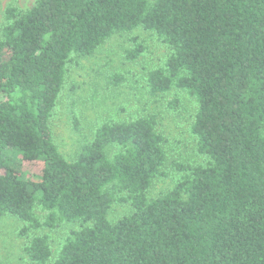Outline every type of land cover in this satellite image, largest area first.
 <instances>
[{
	"label": "trees",
	"instance_id": "trees-1",
	"mask_svg": "<svg viewBox=\"0 0 264 264\" xmlns=\"http://www.w3.org/2000/svg\"><path fill=\"white\" fill-rule=\"evenodd\" d=\"M137 28L170 53L149 90L196 100L191 131L207 159L176 163L183 175L154 198L167 158L155 114L102 123L73 161L51 125L71 68ZM132 45L130 61L146 51L138 36ZM122 202L133 212L111 222ZM7 214L31 234L29 264H264V0L9 6L0 38V219ZM71 223L57 256L50 236L34 233Z\"/></svg>",
	"mask_w": 264,
	"mask_h": 264
},
{
	"label": "rangeland",
	"instance_id": "rangeland-1",
	"mask_svg": "<svg viewBox=\"0 0 264 264\" xmlns=\"http://www.w3.org/2000/svg\"><path fill=\"white\" fill-rule=\"evenodd\" d=\"M37 0H0V38L6 23V11L11 5L27 10ZM138 36L146 51L137 60L126 58L132 38ZM165 44L142 28L116 34L95 55L81 60L71 68L58 106L51 119L57 145L68 161H73L81 146L93 138L98 126L106 121H125L155 114L158 130L166 137L164 174L149 190V198L172 189L183 175L176 163L202 164L206 156L198 152L196 136L191 127L198 109L196 100L176 88L153 94L147 78L151 70L162 65L169 56ZM28 174L39 173L36 163H23ZM133 212L130 202L113 204L108 218L116 222ZM22 220L11 214L0 219V264H29L24 248L31 234L22 232ZM78 224H65L56 229H42L35 234L50 236L53 254L58 255L62 240ZM32 233V235L34 234Z\"/></svg>",
	"mask_w": 264,
	"mask_h": 264
}]
</instances>
